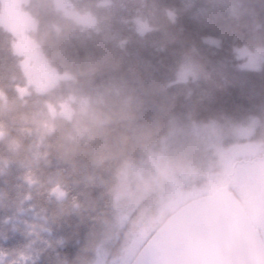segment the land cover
<instances>
[{"label":"trees","instance_id":"trees-1","mask_svg":"<svg viewBox=\"0 0 264 264\" xmlns=\"http://www.w3.org/2000/svg\"><path fill=\"white\" fill-rule=\"evenodd\" d=\"M70 2L95 26L64 15L54 0L23 3L46 58L73 74L42 93L19 95L27 82L21 56L0 25V264H89L115 222L122 170L172 126L254 127L249 140L264 130V59L243 68L235 53L264 47V0ZM139 18L149 25L143 33ZM188 61L197 77L177 80ZM65 101L72 118L52 117L49 105ZM258 173L240 170L231 189L264 226ZM173 200L156 207L170 214L182 202Z\"/></svg>","mask_w":264,"mask_h":264},{"label":"rangeland","instance_id":"rangeland-1","mask_svg":"<svg viewBox=\"0 0 264 264\" xmlns=\"http://www.w3.org/2000/svg\"><path fill=\"white\" fill-rule=\"evenodd\" d=\"M25 1L0 0V25L14 35L13 49L21 56V68L27 80L25 85L17 87L20 96L28 94L30 88L45 92L58 80L73 77L71 72L60 71L52 65L38 46L31 34L35 21L23 8ZM54 3L76 22L95 26V16L77 11L70 0H54ZM134 23L138 32L149 28L143 19H135ZM235 53L242 59L238 65L243 68H259L264 59V47L237 46ZM189 77H197L196 65L190 61L181 65L176 79ZM49 110L52 117L70 119L73 115L68 101L58 107L50 104ZM253 131L254 127H239L222 132L215 124L195 121L172 126L158 144L146 151L142 160L122 170L115 191L118 210L115 222L112 227L108 225L110 230L89 264H128L149 232L168 215L169 210H159L157 203L167 207V203H174V197L175 201H186L209 193L225 184L230 174L231 180L236 181L240 170L258 171L264 177V130L261 138L249 140ZM226 139L229 141L225 142ZM258 226L264 232V226L259 223ZM114 249L116 255L110 257Z\"/></svg>","mask_w":264,"mask_h":264},{"label":"water","instance_id":"water-1","mask_svg":"<svg viewBox=\"0 0 264 264\" xmlns=\"http://www.w3.org/2000/svg\"><path fill=\"white\" fill-rule=\"evenodd\" d=\"M231 181L176 208L129 264H264V240Z\"/></svg>","mask_w":264,"mask_h":264},{"label":"flooded vegetation","instance_id":"flooded-vegetation-1","mask_svg":"<svg viewBox=\"0 0 264 264\" xmlns=\"http://www.w3.org/2000/svg\"><path fill=\"white\" fill-rule=\"evenodd\" d=\"M190 198H193V197H190ZM181 202V201H180ZM185 201H182L180 204L184 203ZM179 206V205H178ZM178 206H176L171 212H173ZM170 212V213H171Z\"/></svg>","mask_w":264,"mask_h":264}]
</instances>
